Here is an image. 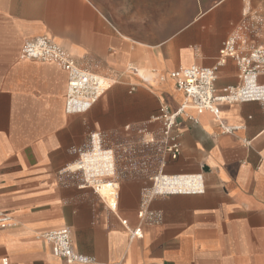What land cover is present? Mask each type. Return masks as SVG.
Instances as JSON below:
<instances>
[{
    "label": "crops",
    "instance_id": "obj_1",
    "mask_svg": "<svg viewBox=\"0 0 264 264\" xmlns=\"http://www.w3.org/2000/svg\"><path fill=\"white\" fill-rule=\"evenodd\" d=\"M242 27L253 44L264 43V0H0V210L15 222L0 226V264H264L260 102L221 103L218 116L188 111L198 122L180 116L181 154L168 157L163 172L202 174L205 191L154 197L149 208L161 217L143 224L141 238L130 230L141 226L137 212L158 166L139 156V172L120 167L115 213L60 174L76 159L74 149L89 146L91 130L116 144L158 129L161 105L174 111L184 99L171 72L215 65ZM36 36L116 76L88 112H66L62 67L23 57ZM239 83L229 59L216 88ZM66 227L75 251L93 262L55 257L38 236Z\"/></svg>",
    "mask_w": 264,
    "mask_h": 264
},
{
    "label": "built area",
    "instance_id": "obj_2",
    "mask_svg": "<svg viewBox=\"0 0 264 264\" xmlns=\"http://www.w3.org/2000/svg\"><path fill=\"white\" fill-rule=\"evenodd\" d=\"M22 55L28 60L58 64L67 72L65 110L69 114L88 112L116 81L112 72H104L82 64L66 48L47 36H36L26 40ZM229 59L234 60L238 67L240 83L218 90L216 80L219 68ZM170 75L175 80L176 87L183 93L184 99L174 111L166 105H161L159 115L153 118V122H160L158 129L142 130L137 138H130L127 142L116 144H112L110 137L103 131L91 130L89 146L74 149L77 154L76 159L60 171L62 175L75 178L78 181V187L91 189L114 212L107 200H111L119 208L120 167L124 166L123 171L130 174L139 172L137 159L139 156L144 159L146 166L150 167L153 164L158 166L157 173L150 177L152 185L144 190L143 200L137 212L141 226L130 230L133 237H143V224L158 221L161 217L159 213L149 208L154 197L163 194H191L205 191L202 174L169 175L170 177H199L202 183L192 190H169L164 193L156 191L160 176L166 174L163 169L167 158L177 159L181 154L182 144L179 132L181 115L198 122L197 115L204 112H211L218 116L221 103L242 102H260L264 112V80L262 79L264 77V43L253 44L247 35V27H242L223 43L215 65L210 67L192 65L174 70ZM190 110H194L197 115L190 114L188 112ZM225 129L230 131L233 128ZM125 131L130 133L132 127L127 125ZM103 192L106 197L102 195ZM121 222L126 228L129 227L127 220ZM14 223L10 214L0 210L2 228L12 226ZM38 236L50 244L55 257L63 258L68 263L93 262L92 258L75 251L71 232L67 227L43 232ZM3 264H8V261L4 259Z\"/></svg>",
    "mask_w": 264,
    "mask_h": 264
},
{
    "label": "bare ground",
    "instance_id": "obj_3",
    "mask_svg": "<svg viewBox=\"0 0 264 264\" xmlns=\"http://www.w3.org/2000/svg\"><path fill=\"white\" fill-rule=\"evenodd\" d=\"M163 175L165 174H162L160 176V179L156 185V191L158 193H163L169 190H179V189H181L182 191L192 190L197 185H200L202 183V180L199 177H194V176L170 177L167 175L165 176ZM104 194L105 192L102 193L103 196H105ZM107 202L108 204H110L113 210L117 209V205L115 203H112L111 200L109 201L107 200Z\"/></svg>",
    "mask_w": 264,
    "mask_h": 264
},
{
    "label": "rangeland",
    "instance_id": "obj_4",
    "mask_svg": "<svg viewBox=\"0 0 264 264\" xmlns=\"http://www.w3.org/2000/svg\"><path fill=\"white\" fill-rule=\"evenodd\" d=\"M104 72H106V71H104ZM116 78V76L114 77V79ZM152 166H154V164L152 165Z\"/></svg>",
    "mask_w": 264,
    "mask_h": 264
}]
</instances>
